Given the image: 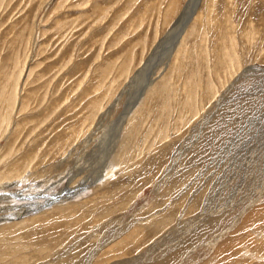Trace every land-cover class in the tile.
<instances>
[{
	"label": "rangeland",
	"instance_id": "rangeland-1",
	"mask_svg": "<svg viewBox=\"0 0 264 264\" xmlns=\"http://www.w3.org/2000/svg\"><path fill=\"white\" fill-rule=\"evenodd\" d=\"M200 3L0 0V194L45 197L4 205L85 218L26 264H264V0Z\"/></svg>",
	"mask_w": 264,
	"mask_h": 264
},
{
	"label": "bare ground",
	"instance_id": "bare-ground-1",
	"mask_svg": "<svg viewBox=\"0 0 264 264\" xmlns=\"http://www.w3.org/2000/svg\"><path fill=\"white\" fill-rule=\"evenodd\" d=\"M200 1L201 0H194V6H193V10H194L193 12L194 13L198 11L199 5L201 4ZM186 15H188V14H186ZM183 26H181V28ZM178 31H182V30H178ZM180 39H179V41H180ZM165 42H166V39H164L163 43H165ZM183 44L184 43H182V45H181V49L183 47ZM143 72H144V70L140 71L136 75V77L138 75H140V73L142 74ZM28 164H30V163H28ZM29 167H30V165H29ZM14 172L15 173L17 172V173L15 174ZM4 173L2 175L3 178H1V180H0L1 182H2V180L5 182L6 180H13L15 178H20L18 176L19 173L17 170L16 171L12 170L11 172L8 171V173H5V174ZM4 177L8 178V179H5ZM12 183H13V181H12ZM1 188H3V187H1ZM70 190H73V189H70ZM81 191H86V190L82 189V190H79L78 192L77 191L76 192L71 191L72 194L69 193L68 196H65L63 198H55V197H51V196H49V197L46 196V200H47V203H51V204L53 202L59 201V200L68 201V200L73 199L76 195L79 196L78 193ZM13 198H18L21 200L23 199L26 201H32V200H40V199L43 200L45 197L33 196V197H29L27 199L25 196L24 197H16L13 195L12 196L11 195L3 196V194H0V264H26L27 257L29 254V253H27V251L30 250L31 247H37L36 242L33 240L34 238L32 237V233L34 235H36L37 231L42 232L41 229L38 228V226H40L39 223H42L41 225L43 226L42 227L43 232H44V230H46V232H48V230H47L48 228H46V227L51 226L53 223L54 224L57 223V221L51 219L56 213L59 216L63 215V213H66V215L63 217H66L69 220V223L71 222V220H74L76 223H79V224L80 223L83 224L85 221V218H83V219L78 218L76 220L73 219V217H74V215L78 209V207H77V205L79 204L78 202L73 201L70 204L68 203L66 206L63 205V206H60L59 208H53V209H50L46 212H41L42 209H44L45 203H43V202L41 203L40 201H38L36 204L32 203L30 205H23V206H13V205L7 206V204L4 205L5 203H7V201H9V202L12 201ZM74 203H76V204H74ZM82 206L86 207L87 205H86V203H83ZM85 211L88 212L89 210L85 209ZM251 211L252 210H250V209L245 210L243 212V214L241 215L243 221L245 222L244 224H246V222H248L250 215L253 212V211L252 212ZM91 213H92V211H91ZM109 214L110 213L108 211L103 212V215H105V217L108 216ZM63 217H61V218H63ZM99 217L101 218L102 215H99ZM263 221H264V219L261 220L260 223H262ZM238 224H239V222H238ZM54 226H56V225H53V227ZM230 226H228L227 228H229ZM155 228H157V227H155ZM162 229L163 228L154 229L153 234L158 233ZM233 231H235V228L231 229V227H230V229H227L226 233L222 232L223 235L224 234L227 235L226 236L227 241L225 240L226 242H221L220 240H217V241L210 244L209 249H206V250H208V253L213 254V259H215L213 261L215 262V264H231V263L233 264L234 263L233 261H231V259H233L237 256V255H235L236 254L235 249L237 248L238 244L241 243V239H243V238H242V235H240L239 231H236V232H233ZM232 232H233V234H231ZM46 234H48V233H46ZM218 238H221V237L218 236ZM41 239H43V238H41ZM26 241H28V242H26ZM121 244H123V242H121ZM32 245H35V246H32ZM120 246H122V245H120ZM2 248L5 249L6 252H1ZM244 251H246V254L254 255L255 259H257V257L262 255L261 253H257V252L252 251L248 247L244 248ZM38 253L41 254V251H39ZM196 254L197 253H194L193 251H191L189 254H187L188 257L186 260H188V259L195 260L196 258L194 255H196ZM224 256H225V258L222 259V257H224ZM46 257L49 258L50 255H47ZM186 260L181 262V264H186ZM199 262L204 264L203 261H199ZM54 264H57V263H54Z\"/></svg>",
	"mask_w": 264,
	"mask_h": 264
}]
</instances>
